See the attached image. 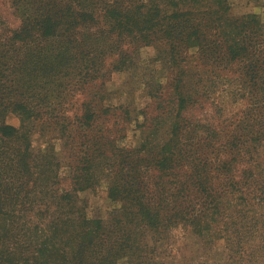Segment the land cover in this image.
I'll use <instances>...</instances> for the list:
<instances>
[{
  "label": "trees",
  "instance_id": "trees-1",
  "mask_svg": "<svg viewBox=\"0 0 264 264\" xmlns=\"http://www.w3.org/2000/svg\"><path fill=\"white\" fill-rule=\"evenodd\" d=\"M10 2L18 25L0 12V264H117L123 257L143 264L141 252L152 249L140 236L148 231L155 242L178 222L197 235L236 240L234 260L244 236L255 237L264 221L262 18L229 15L230 0ZM149 44L166 46L172 64L196 49L236 70L247 101L240 119L219 128L182 117L194 100L182 88V70L170 80V123L158 115L154 132L139 124V148L117 144L100 121L109 111L101 109L102 89L87 90ZM10 113L20 126L7 122ZM186 122L196 124L186 130ZM38 124L77 136L72 191L52 190L54 154L31 152L29 132ZM160 124L168 126L162 133ZM99 172L109 201L119 204L109 220L91 218L75 199L101 182Z\"/></svg>",
  "mask_w": 264,
  "mask_h": 264
},
{
  "label": "rangeland",
  "instance_id": "rangeland-1",
  "mask_svg": "<svg viewBox=\"0 0 264 264\" xmlns=\"http://www.w3.org/2000/svg\"><path fill=\"white\" fill-rule=\"evenodd\" d=\"M230 2L229 15L241 17L256 13L264 21V0ZM0 12L12 27L18 25L10 0H0ZM165 49L163 44H149L132 50L131 61L126 63L124 69L113 71L108 74L104 84L98 82L87 90V93H94L102 89L101 109L107 108L109 111L100 117V121L112 128L110 135L117 137V144L121 146L139 148L141 128L147 126L154 132L156 124L152 119L158 115L165 119L163 123H170V119L165 117L176 103L170 80L179 76L178 72L182 70L187 74L181 83L182 88L191 90L194 98L185 104L187 108L182 109V117L190 116L188 119L193 122H208L214 127L229 128L230 123L240 119L247 106V101L242 97L243 79L236 70L227 68L226 64L220 63L219 60L214 62L204 56L197 57L196 49L187 51L185 61L172 64ZM172 82L176 84L177 80ZM6 119L7 122L20 126L17 115L10 113ZM161 124L157 126L160 128L159 133L168 128L166 125L162 127ZM195 124L186 122V130ZM29 135L30 149L34 155L50 151L54 154V161L58 162L59 183L52 187V190L57 188L59 192L72 191V166L76 164L81 148L77 136L71 132L66 135L59 128L47 129L40 124L30 129ZM150 139L152 140L153 136H150ZM152 173H156L155 168ZM35 178L30 177L34 192L39 188L34 182ZM98 178L101 180L99 184L76 192L75 199L77 198L80 206L86 207L91 218L109 220L119 204H113L107 197L105 174L99 172ZM35 203V206H38V203ZM149 234L150 232L146 231L144 236L139 238L147 240L149 248L152 249L141 252L140 260L143 264H264V249L259 250L260 246H264V221L260 222L255 237L244 236L239 243L241 250L234 254V260L230 258V248L238 247L236 240L227 243L225 237L215 234L197 235L190 226L182 222L168 227L165 233L159 236L160 240L155 242L150 240ZM155 239H158L157 236ZM251 249L257 253L252 254ZM132 262L136 261L123 257L117 264Z\"/></svg>",
  "mask_w": 264,
  "mask_h": 264
}]
</instances>
